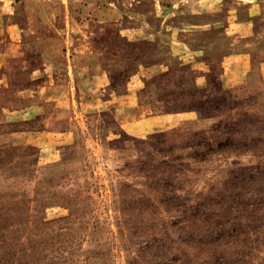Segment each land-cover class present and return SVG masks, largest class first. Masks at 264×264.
Instances as JSON below:
<instances>
[{
  "label": "rangeland",
  "instance_id": "rangeland-1",
  "mask_svg": "<svg viewBox=\"0 0 264 264\" xmlns=\"http://www.w3.org/2000/svg\"><path fill=\"white\" fill-rule=\"evenodd\" d=\"M0 264H264V0H0Z\"/></svg>",
  "mask_w": 264,
  "mask_h": 264
},
{
  "label": "crops",
  "instance_id": "crops-1",
  "mask_svg": "<svg viewBox=\"0 0 264 264\" xmlns=\"http://www.w3.org/2000/svg\"><path fill=\"white\" fill-rule=\"evenodd\" d=\"M191 1H192V0H191ZM194 1H195V0H194ZM196 1H197V2H201L202 0H196ZM191 3H193V2H191ZM191 3H190V4H191Z\"/></svg>",
  "mask_w": 264,
  "mask_h": 264
}]
</instances>
